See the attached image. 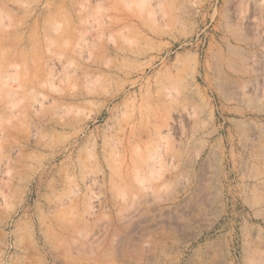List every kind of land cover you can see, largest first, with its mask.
Listing matches in <instances>:
<instances>
[{
    "label": "rangeland",
    "instance_id": "obj_1",
    "mask_svg": "<svg viewBox=\"0 0 264 264\" xmlns=\"http://www.w3.org/2000/svg\"><path fill=\"white\" fill-rule=\"evenodd\" d=\"M0 264H264V0H0Z\"/></svg>",
    "mask_w": 264,
    "mask_h": 264
},
{
    "label": "bare ground",
    "instance_id": "obj_2",
    "mask_svg": "<svg viewBox=\"0 0 264 264\" xmlns=\"http://www.w3.org/2000/svg\"><path fill=\"white\" fill-rule=\"evenodd\" d=\"M221 62V61H220ZM218 67H220L219 65H218ZM135 247V246H134ZM153 247V246H152ZM138 256V255H137ZM134 257V256H133ZM153 257V256H152ZM218 261V260H217Z\"/></svg>",
    "mask_w": 264,
    "mask_h": 264
}]
</instances>
